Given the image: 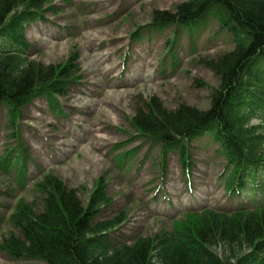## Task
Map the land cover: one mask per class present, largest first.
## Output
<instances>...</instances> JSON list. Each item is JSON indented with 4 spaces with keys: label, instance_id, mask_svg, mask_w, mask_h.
Here are the masks:
<instances>
[{
    "label": "rangeland",
    "instance_id": "1",
    "mask_svg": "<svg viewBox=\"0 0 264 264\" xmlns=\"http://www.w3.org/2000/svg\"><path fill=\"white\" fill-rule=\"evenodd\" d=\"M183 1L46 0L45 20L26 27L30 61L60 65L76 54L80 79L57 97L60 117L44 98L14 119L0 105V161L19 144L28 156L25 183L0 167V264H43L13 260L1 245L10 233L21 237L9 221L18 207L42 208L37 185L47 175L76 190L85 206L103 181L113 203L100 219L124 214L113 237L129 244L172 230L189 211L251 204L248 198L228 200L221 183L227 162L217 146L194 142L187 170L178 151L164 160L161 147L132 126L137 112L155 100L172 111L181 105L207 110L219 84L202 64L234 47L217 20L195 31L151 28L154 12H173ZM129 152L135 156L121 166L118 157Z\"/></svg>",
    "mask_w": 264,
    "mask_h": 264
},
{
    "label": "trees",
    "instance_id": "2",
    "mask_svg": "<svg viewBox=\"0 0 264 264\" xmlns=\"http://www.w3.org/2000/svg\"><path fill=\"white\" fill-rule=\"evenodd\" d=\"M45 2L0 0V105L8 108L10 119L21 117L37 98L61 115L57 97L80 79L76 54L51 66L27 57L25 28L45 19ZM210 18L231 36L234 47L202 61L219 79L211 89L209 108L181 105L172 111L155 100L131 123L141 138L161 147L164 160L178 151L187 170L195 141L217 145L227 162L221 176L226 194L248 198L251 204L189 211L172 230L129 244L113 237L127 220L124 214L100 219L113 203L103 181L85 206L76 190L47 175L37 185L42 208L24 205L9 219L21 236L10 233L4 238L1 250L11 259L43 264H264V0H184L173 12H154L151 28L195 31ZM25 152L19 144L0 161L20 183L26 182ZM134 156H119V164ZM216 249H225L226 258Z\"/></svg>",
    "mask_w": 264,
    "mask_h": 264
}]
</instances>
